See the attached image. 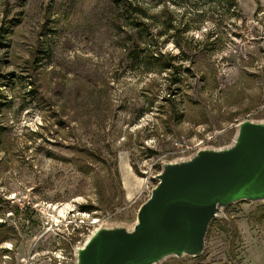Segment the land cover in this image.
<instances>
[{
	"label": "rangeland",
	"instance_id": "rangeland-1",
	"mask_svg": "<svg viewBox=\"0 0 264 264\" xmlns=\"http://www.w3.org/2000/svg\"><path fill=\"white\" fill-rule=\"evenodd\" d=\"M187 2L0 0V264H74L93 229L133 224L172 140L264 119V0ZM160 264H264V201Z\"/></svg>",
	"mask_w": 264,
	"mask_h": 264
},
{
	"label": "water",
	"instance_id": "water-1",
	"mask_svg": "<svg viewBox=\"0 0 264 264\" xmlns=\"http://www.w3.org/2000/svg\"><path fill=\"white\" fill-rule=\"evenodd\" d=\"M131 226L101 225L74 248V264H160L199 256L210 223L231 204L264 201V119L238 123L231 142L164 158Z\"/></svg>",
	"mask_w": 264,
	"mask_h": 264
},
{
	"label": "built area",
	"instance_id": "built-area-1",
	"mask_svg": "<svg viewBox=\"0 0 264 264\" xmlns=\"http://www.w3.org/2000/svg\"><path fill=\"white\" fill-rule=\"evenodd\" d=\"M214 135L215 134H208L207 133V136L205 138H199V139L196 138L193 142L192 141L189 142L183 136H182V138L174 139V140H172L173 149L168 153L169 156L167 158H174V157H177V156H184V155H187V154L191 153L193 150H195L196 148H198L200 146H203V145H206V144H211ZM161 161H162V157L161 158H155L153 160V165H155L156 169L154 170V173H153V176H152V180L155 179L154 178V174L160 171V167H161L160 163H161ZM146 182H147V187H148L149 186L148 183L150 182L149 176L146 177ZM154 185L155 184H153L152 187ZM73 254H74V250H73Z\"/></svg>",
	"mask_w": 264,
	"mask_h": 264
},
{
	"label": "trees",
	"instance_id": "trees-1",
	"mask_svg": "<svg viewBox=\"0 0 264 264\" xmlns=\"http://www.w3.org/2000/svg\"><path fill=\"white\" fill-rule=\"evenodd\" d=\"M177 3H180V4H183V3H188L187 1L188 0H175ZM236 0H225V4H226V6H227V8H236L237 6H236ZM129 4H131V2H129ZM193 7H194V5H193ZM140 13H141V15L142 16H145V17H148V15L146 14V12H144V10H141L140 11ZM149 18V17H148ZM172 24H169V27H172L171 26ZM168 27V28H169ZM154 53V52H153ZM157 55L159 56V57H162V53L161 52H159V53H157ZM157 57V56H156ZM172 63H168L167 62V64H166V67H168V68H171L172 67ZM179 78H176V81L178 80ZM16 212H18V208L16 209Z\"/></svg>",
	"mask_w": 264,
	"mask_h": 264
},
{
	"label": "bare ground",
	"instance_id": "bare-ground-1",
	"mask_svg": "<svg viewBox=\"0 0 264 264\" xmlns=\"http://www.w3.org/2000/svg\"><path fill=\"white\" fill-rule=\"evenodd\" d=\"M64 209H65V207H64Z\"/></svg>",
	"mask_w": 264,
	"mask_h": 264
}]
</instances>
